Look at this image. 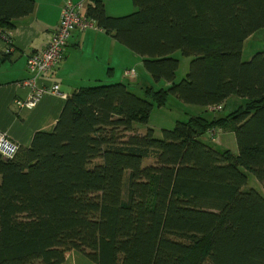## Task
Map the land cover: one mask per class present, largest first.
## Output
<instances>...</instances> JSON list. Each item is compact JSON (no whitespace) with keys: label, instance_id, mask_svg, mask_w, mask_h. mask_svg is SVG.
<instances>
[{"label":"trees","instance_id":"trees-1","mask_svg":"<svg viewBox=\"0 0 264 264\" xmlns=\"http://www.w3.org/2000/svg\"><path fill=\"white\" fill-rule=\"evenodd\" d=\"M132 2L134 12L111 16L93 0L86 14L168 85L144 84L142 96L125 82L80 87L53 131L0 155V264H62L70 250L96 264H264V195L244 172L264 188V51L243 59L264 29V0ZM35 6L0 0L7 52L8 31ZM176 51L193 57L179 82ZM170 95L209 111L243 101L177 120L162 138L137 132ZM218 129L235 134L237 154L204 141Z\"/></svg>","mask_w":264,"mask_h":264},{"label":"crops","instance_id":"crops-1","mask_svg":"<svg viewBox=\"0 0 264 264\" xmlns=\"http://www.w3.org/2000/svg\"><path fill=\"white\" fill-rule=\"evenodd\" d=\"M64 1L35 0L34 12L17 20L14 28L8 31L12 40L11 52H7L9 44L5 35L0 34V53H9V60L0 65V132L6 133L21 147L30 146L36 132L53 131L67 97L80 87L107 81L125 82L130 89L136 88L131 89L132 91L143 95L141 86L152 84L141 80L134 68L136 66H130L132 60L143 65L142 59L110 34L98 27L87 31L76 30L69 39L64 58L55 71L40 78L37 83L38 87L45 85L46 89L56 83L61 94L44 91L35 106L19 107L16 101L26 100L33 93L30 87L19 84L31 76L27 59L32 53L43 50L48 45L59 25ZM103 1L106 13L111 16H122L136 10L130 0ZM259 32L264 34V29ZM259 32L250 36L245 43L255 38ZM129 69H134L135 72L131 77H126L125 71ZM165 84L168 85L166 82ZM219 131L227 133L222 129H218ZM62 264L96 263L79 251L70 250L66 252Z\"/></svg>","mask_w":264,"mask_h":264},{"label":"rangeland","instance_id":"rangeland-1","mask_svg":"<svg viewBox=\"0 0 264 264\" xmlns=\"http://www.w3.org/2000/svg\"><path fill=\"white\" fill-rule=\"evenodd\" d=\"M259 33L260 34H257L255 38L249 39L245 43L244 51H243V59L245 61L249 60L252 57V55L257 51L259 50L264 51V34L262 32ZM172 56L180 60V65L176 76V82H179L186 76L189 70L190 62L193 59V57L184 56L179 51H176ZM130 66H136L134 68L138 76L141 78V80H147L148 82H151L155 90H158L166 86L164 80L155 82L150 76V74L146 71V69L143 68V65H140L138 61L132 60ZM107 83L108 81L102 84H107ZM131 89L135 90L136 88L131 87ZM240 101H243V99L237 96H232L228 99L224 109L211 112L206 108L203 109L202 107L197 105L184 103L176 96L170 95L166 106L158 107L157 105H154L148 125L145 127L137 126L136 131L140 133H146L148 128H151L154 130V136L156 138H162L163 129H172L175 126L177 120H186L190 115L201 114V113H204V115H206L208 118H212L213 116H217V117L224 116L234 111L241 103ZM206 140L210 141L211 142L210 144L216 148H220V149L228 148L232 150L234 153L236 154L238 153L236 137L233 132H227L225 134L224 132L220 133L219 131L218 133H216V135H214V137L208 134L205 135L204 137V141ZM154 162L155 159L153 157H149L144 160V165L154 164ZM244 172L248 176V184L246 188H254L260 194L264 195L263 185L257 180L254 174L246 170H244Z\"/></svg>","mask_w":264,"mask_h":264},{"label":"built area","instance_id":"built-area-1","mask_svg":"<svg viewBox=\"0 0 264 264\" xmlns=\"http://www.w3.org/2000/svg\"><path fill=\"white\" fill-rule=\"evenodd\" d=\"M87 1L65 0L61 10L59 25L53 34L48 45L40 51L32 53L27 59V68L31 76L19 84L30 87L33 93L26 100L18 99L16 104L19 107H33L37 104L40 95L44 91L61 94L58 84H52L45 88V85L38 87V80L44 76L51 75L58 64L63 60L65 48L74 30H86L97 28L96 21L86 14ZM131 69L125 72L128 77L134 74ZM211 111L221 109V106L209 107ZM20 145L12 141L4 132H0V155L4 158H13L20 149Z\"/></svg>","mask_w":264,"mask_h":264}]
</instances>
